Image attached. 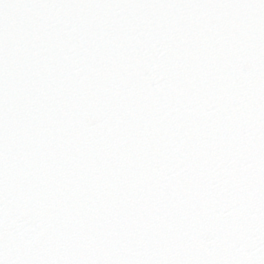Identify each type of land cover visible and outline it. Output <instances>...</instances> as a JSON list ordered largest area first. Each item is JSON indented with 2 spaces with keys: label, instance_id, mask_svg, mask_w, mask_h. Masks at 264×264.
<instances>
[{
  "label": "snow or ice",
  "instance_id": "6c2138e0",
  "mask_svg": "<svg viewBox=\"0 0 264 264\" xmlns=\"http://www.w3.org/2000/svg\"><path fill=\"white\" fill-rule=\"evenodd\" d=\"M0 264H264V0H0Z\"/></svg>",
  "mask_w": 264,
  "mask_h": 264
}]
</instances>
